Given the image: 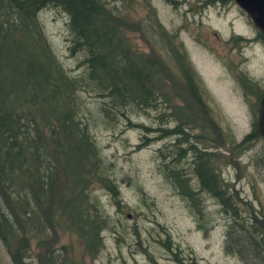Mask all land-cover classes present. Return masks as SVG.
I'll return each instance as SVG.
<instances>
[{"label":"trees","instance_id":"16d2710c","mask_svg":"<svg viewBox=\"0 0 264 264\" xmlns=\"http://www.w3.org/2000/svg\"><path fill=\"white\" fill-rule=\"evenodd\" d=\"M123 1L0 0V242L11 263L30 264L34 257L37 264H94L103 232L119 234L97 190L109 193L119 212L128 208L120 203L110 161L94 132L115 130L121 122L148 131L150 125L131 122L134 113L164 106L175 110L169 115L178 122L153 130L176 135L177 142L164 145L166 152L158 149L156 169L191 213L201 211V197L216 199L225 216V250L242 264H264V199L242 197L221 173L238 166L261 138L254 126L241 142L221 132L196 93L197 75L176 33L152 13L131 24ZM45 9L65 16L66 58L74 59V68L45 31ZM134 30L146 33L147 52L129 40L127 32ZM193 128L200 133L192 134ZM203 132L221 138L203 145ZM188 134L198 137L197 144ZM147 141L143 136L136 147ZM182 142L189 144L181 148ZM164 247L172 261L184 264L168 240Z\"/></svg>","mask_w":264,"mask_h":264},{"label":"rangeland","instance_id":"374dc122","mask_svg":"<svg viewBox=\"0 0 264 264\" xmlns=\"http://www.w3.org/2000/svg\"><path fill=\"white\" fill-rule=\"evenodd\" d=\"M175 1L171 3L169 0H124L121 8L124 16L131 18V24L152 13L168 32L176 33V41L181 43L189 64L197 75L196 93L199 92L205 108L222 128L220 131L226 132L235 142H241L252 131L256 113L251 111L254 101L252 103L243 99L231 90L227 81L221 80L222 72L233 73L228 67L229 57L216 46L214 33L225 34L226 22L229 19L215 17L211 10L204 19L184 16L185 5L178 2L180 0ZM41 15L45 31L59 56L74 68V59L66 58L65 16L56 9H45ZM143 35L146 33L142 30L127 32L129 40L137 48L147 52L148 47L146 48L142 39ZM252 65L254 67L255 63ZM260 69L256 68L255 72ZM160 107L158 111L148 109L147 114L143 111L134 113L131 122L150 125L151 129L148 131H144L140 126L127 127L121 122L115 130L96 129L94 132L110 161L111 173H114L118 183L120 203H128V208L121 207L122 211L119 212L114 204L115 199L104 189L97 190L101 202L107 206L110 219L117 223L119 234H114L117 236L114 237L111 231L103 232L104 246L94 264H100V261L104 264L109 261L111 264H176L164 247L166 240L169 241V247H172L176 257L184 259V264H242L236 254L224 248L225 216L218 211L216 199L212 201L207 196L201 197V211L191 213L177 189L156 169L158 149L166 152L167 147L164 145L177 142L176 135L167 134L163 130H153L170 129L178 122L169 115L174 109L171 112H168L170 109H165L167 117L159 120L156 115L165 111L164 106ZM169 119L171 121L167 122ZM187 127L189 131L190 126ZM191 133L197 135L200 131L193 128ZM143 136L148 138L147 144L138 149L136 144L142 141ZM188 136L190 140H196V144L199 141L198 137L193 139L189 134ZM220 138L221 134L203 132L200 140L203 145L214 146ZM261 140L256 139L253 147L239 157L238 166H222L223 177L231 179L239 194L250 200L253 199V194L264 199V143ZM188 144L182 142L180 147H187ZM187 155L192 156V153ZM123 226L124 231H120ZM54 255L56 257V254ZM250 259L254 261L253 258ZM30 260V264H37L34 257ZM0 264H12L1 242Z\"/></svg>","mask_w":264,"mask_h":264},{"label":"flooded vegetation","instance_id":"af4514ba","mask_svg":"<svg viewBox=\"0 0 264 264\" xmlns=\"http://www.w3.org/2000/svg\"><path fill=\"white\" fill-rule=\"evenodd\" d=\"M254 1L256 0L178 1L185 5L184 16L204 19L211 10L215 17L229 19L226 22L225 34L214 33L216 46L229 57L228 67L233 73L225 70L226 72L221 74V80L227 81L231 90L243 99L252 103L254 101L252 105L256 104L255 107L251 105L253 114L257 112L259 100L264 95V31L257 28L252 20V17H264V4H256ZM256 68L261 69L255 72ZM253 125L255 128V123Z\"/></svg>","mask_w":264,"mask_h":264},{"label":"water","instance_id":"95a60500","mask_svg":"<svg viewBox=\"0 0 264 264\" xmlns=\"http://www.w3.org/2000/svg\"><path fill=\"white\" fill-rule=\"evenodd\" d=\"M256 4H264V0H256L254 1ZM254 24L261 31H264V17L263 18H255L252 17ZM255 131L258 136H260L264 140V95L259 100L256 117H255Z\"/></svg>","mask_w":264,"mask_h":264}]
</instances>
